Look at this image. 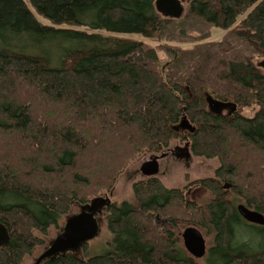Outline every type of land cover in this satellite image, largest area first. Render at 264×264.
<instances>
[{
    "label": "trees",
    "instance_id": "16d2710c",
    "mask_svg": "<svg viewBox=\"0 0 264 264\" xmlns=\"http://www.w3.org/2000/svg\"><path fill=\"white\" fill-rule=\"evenodd\" d=\"M155 1L0 0V264H23L74 205L107 198L133 160L174 140L218 159L214 176L142 177L103 209V252L43 264H202L172 230L186 224L212 236L204 264H264V226L237 212L264 217V0H189L178 19Z\"/></svg>",
    "mask_w": 264,
    "mask_h": 264
},
{
    "label": "water",
    "instance_id": "95a60500",
    "mask_svg": "<svg viewBox=\"0 0 264 264\" xmlns=\"http://www.w3.org/2000/svg\"><path fill=\"white\" fill-rule=\"evenodd\" d=\"M189 0H156V11L165 17L178 19L183 15V3ZM258 67L264 71V60ZM209 110L213 113L226 107L235 105L229 103H221L207 97ZM181 127L191 129L190 126L182 122ZM188 145L184 146V158H188ZM184 153V154H185ZM143 177H157L159 174L158 157L153 156L145 161L139 168ZM110 198H97L90 204L83 206L77 214L67 217L61 232L50 242L47 248L36 258L34 264H43L47 259L55 258L59 255L74 253L95 239L99 234V223L97 216L102 210L110 204ZM237 212L241 218L253 225L264 226V217L258 212L249 209L244 205L237 206ZM182 245L185 251L194 259L200 260L206 254V242L201 231L194 225L187 226L180 234ZM9 233L7 228L0 223V246L9 243Z\"/></svg>",
    "mask_w": 264,
    "mask_h": 264
},
{
    "label": "rangeland",
    "instance_id": "374dc122",
    "mask_svg": "<svg viewBox=\"0 0 264 264\" xmlns=\"http://www.w3.org/2000/svg\"><path fill=\"white\" fill-rule=\"evenodd\" d=\"M184 12L187 8V4H183ZM223 35L222 32H215L210 40H218ZM187 46V45H186ZM264 59L255 60L257 65ZM225 114L226 112L223 111ZM244 114L251 115L250 110L244 111ZM186 145V144H185ZM175 147H183L182 144L178 142V140H174L171 142L169 148ZM152 155H143L135 160H133L127 169L121 174L114 189L109 194L108 198L112 201L121 203L123 201H128L132 198V184L137 180L141 179L143 176L141 175L139 168L140 166L147 160H149ZM219 167L218 159H206L204 157L193 156L188 151V159H178L174 158V156L168 157L162 161H160V173L157 177L161 180L163 185L166 188H180L187 185L189 182L197 179L203 178H211L214 176L215 170ZM188 198L190 200L196 201L199 205H205L207 201L210 199V194L208 191L201 189L198 186H193L189 188ZM243 205V204H239ZM238 206V205H237ZM80 211L78 205H74L70 211V213L66 216H62L58 222V228L51 227L48 231V234L45 237H42L45 240V245L43 247L37 248L31 255L27 256L24 259L23 264H34L36 258L47 248L50 242L61 232L67 217L77 214ZM103 211V210H102ZM99 223V234L98 236L86 244L87 251H82L81 249L78 252V255H82L86 257H91L96 254L103 252L111 242L112 234L107 230L106 221L102 213L97 216ZM190 225L194 224H186V225H178L172 230L177 234H181L183 230ZM195 226V225H194ZM240 234H247L245 229L242 227L240 229ZM205 242L206 247H209L212 241V236H205V232L200 230ZM181 239V237H180ZM182 244V240H181ZM183 246V245H182ZM205 257V256H204ZM206 257L200 260H197L199 263H205Z\"/></svg>",
    "mask_w": 264,
    "mask_h": 264
},
{
    "label": "flooded vegetation",
    "instance_id": "af4514ba",
    "mask_svg": "<svg viewBox=\"0 0 264 264\" xmlns=\"http://www.w3.org/2000/svg\"><path fill=\"white\" fill-rule=\"evenodd\" d=\"M223 111L226 112L225 114H230L231 113L230 112V107H226V108L221 109L219 111V113L224 114ZM179 143L182 144L183 147H175V148H172V149L171 148H167L164 152H162L160 154L153 155V156L158 157L159 173H160V161H162V160H164V159H166L168 157H171V156H174V158H178V159H183V160L185 159L184 155H187V154L184 152V146H185L186 143H184V142H179ZM187 159H185V160H187Z\"/></svg>",
    "mask_w": 264,
    "mask_h": 264
},
{
    "label": "bare ground",
    "instance_id": "6f19581e",
    "mask_svg": "<svg viewBox=\"0 0 264 264\" xmlns=\"http://www.w3.org/2000/svg\"><path fill=\"white\" fill-rule=\"evenodd\" d=\"M248 223V222H247ZM250 224V223H249Z\"/></svg>",
    "mask_w": 264,
    "mask_h": 264
}]
</instances>
